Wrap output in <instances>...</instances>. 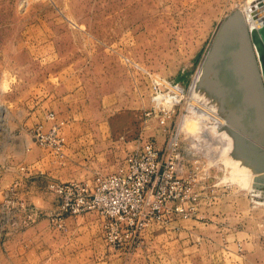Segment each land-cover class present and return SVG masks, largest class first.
I'll list each match as a JSON object with an SVG mask.
<instances>
[{"label":"rangeland","instance_id":"1","mask_svg":"<svg viewBox=\"0 0 264 264\" xmlns=\"http://www.w3.org/2000/svg\"><path fill=\"white\" fill-rule=\"evenodd\" d=\"M256 2L0 0V264H264V165L236 154L248 150L240 137L217 142L229 134L220 119L222 107L231 114V72L224 63L222 75L217 65H203L225 20L244 19ZM50 75H87V94L104 104H88L82 118L110 116V128L105 141L87 145L106 155L88 165L100 160L106 169L64 181L49 177L51 196L42 205L27 196L25 172L6 184V155L12 139L33 136L31 148L66 158V119L49 110L46 121L24 128L27 115L17 109ZM58 124L42 143L39 131ZM141 134L166 157L177 155L167 161L183 167L181 185L169 184L173 193L167 189L139 218L63 214L52 183L115 173ZM17 146L8 157L21 167Z\"/></svg>","mask_w":264,"mask_h":264},{"label":"crops","instance_id":"2","mask_svg":"<svg viewBox=\"0 0 264 264\" xmlns=\"http://www.w3.org/2000/svg\"><path fill=\"white\" fill-rule=\"evenodd\" d=\"M86 79L87 75H50L45 81L40 80L37 83L39 92L32 91L29 95L24 94L22 106L17 108L27 115V119L23 121L24 128H30L35 121H44L46 112L49 110L57 112L59 118L66 119L63 131L67 135V155L62 162L38 147L31 148L33 136L31 140L24 136L12 139V147L10 142L7 143L6 184L11 183L19 171L25 172L23 188L27 196L33 200L36 198L39 204L43 205L47 200L49 191L45 185L49 177L53 176L64 181L72 177L93 176L96 170L106 169L100 161L106 160L105 153L96 150L94 153L87 145L104 140L103 135L110 128V116L99 115L97 119L82 118L81 113L86 111L88 104H104V99L101 103L97 99L93 100L89 93L87 94ZM15 143L18 145L17 151L21 155L23 167H20L19 163L16 165L15 160L11 161L8 157L12 152L10 149H15ZM92 158L100 160L94 165H88L89 159ZM79 160L82 161L79 162ZM37 195H41V198ZM52 200L54 202L52 206H54L56 200L53 199V195ZM36 251L40 255L38 250H29L33 253Z\"/></svg>","mask_w":264,"mask_h":264},{"label":"bare ground","instance_id":"3","mask_svg":"<svg viewBox=\"0 0 264 264\" xmlns=\"http://www.w3.org/2000/svg\"><path fill=\"white\" fill-rule=\"evenodd\" d=\"M242 17L237 20L230 16L225 20L203 65L205 68L217 65L219 68L217 71L222 75L221 65L224 63L231 72L230 78L228 77L231 85L229 92L233 100L231 114L222 107L220 119L229 126V134L223 136L222 132L217 142L224 146L228 141L231 142V139L237 141L240 137L248 150H237L236 154L241 155L243 160L250 161L253 165H264V0L254 3L250 9L247 8L244 19ZM251 42L261 62L262 75L258 71ZM240 108L241 111H239ZM257 126L260 127L261 133L256 131ZM217 148H219L218 144Z\"/></svg>","mask_w":264,"mask_h":264},{"label":"built area","instance_id":"4","mask_svg":"<svg viewBox=\"0 0 264 264\" xmlns=\"http://www.w3.org/2000/svg\"><path fill=\"white\" fill-rule=\"evenodd\" d=\"M58 126L55 125L50 133L40 130L37 136L41 142L46 143L51 135H56ZM61 140L60 137L58 142ZM137 141L125 165L115 173L100 175L95 181L52 183L51 187L59 196L62 213L78 216L89 211H99L110 218L118 217L119 222V218L122 219L126 212L133 213V218L148 214L156 208L167 189L170 194L173 193L182 183L177 176L183 167H179V163L175 165L173 161H167V158L177 155L169 153L166 157L155 142L146 140L143 134ZM171 145L176 149L174 139ZM169 184L175 185L174 189L167 187Z\"/></svg>","mask_w":264,"mask_h":264}]
</instances>
